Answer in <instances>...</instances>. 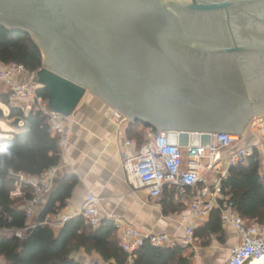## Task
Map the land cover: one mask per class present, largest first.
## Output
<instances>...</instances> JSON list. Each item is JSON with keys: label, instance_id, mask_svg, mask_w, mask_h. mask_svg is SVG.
<instances>
[{"label": "water", "instance_id": "95a60500", "mask_svg": "<svg viewBox=\"0 0 264 264\" xmlns=\"http://www.w3.org/2000/svg\"><path fill=\"white\" fill-rule=\"evenodd\" d=\"M0 27L32 36L67 116L91 91L186 148L264 114V0H0Z\"/></svg>", "mask_w": 264, "mask_h": 264}, {"label": "trees", "instance_id": "16d2710c", "mask_svg": "<svg viewBox=\"0 0 264 264\" xmlns=\"http://www.w3.org/2000/svg\"><path fill=\"white\" fill-rule=\"evenodd\" d=\"M0 62H16L30 72L37 73L43 66V55L32 36L24 31H11L0 27ZM38 77L36 76V81ZM38 94L48 101L49 90L38 88ZM0 101L9 107L8 119H20L17 130L8 139L0 138V230L22 228L25 213L16 204L31 197V188L22 182L23 196L12 198L11 193L20 182V175L38 176L56 167L61 159L59 138L54 136L40 112L27 116L14 106L9 93H0ZM150 126L140 122H130V139L139 145L145 142L144 133L133 126ZM77 184L76 176L68 175L51 193L37 221L47 214L63 208ZM224 194L229 196L236 213L248 226L264 225V156L257 148L244 163L232 166L227 178L222 182ZM170 196V195H169ZM164 212L180 211L170 196L164 201ZM194 236L203 247L210 246L214 237L223 242L225 230L220 209H213L209 219L194 231ZM84 249L87 254L96 253L105 262L114 264H193L194 253H186L180 245L154 246L146 241L130 261L128 253L121 247L115 223L105 220L97 228L86 223L81 215L74 216L58 231L49 226L37 225L23 238L0 234V255L4 264H80L72 258V253Z\"/></svg>", "mask_w": 264, "mask_h": 264}, {"label": "built area", "instance_id": "2783aa9c", "mask_svg": "<svg viewBox=\"0 0 264 264\" xmlns=\"http://www.w3.org/2000/svg\"><path fill=\"white\" fill-rule=\"evenodd\" d=\"M0 82H6L9 85L13 105L20 108L26 116L36 111L46 116L51 133L59 138L60 149L65 148L71 135V115L67 116L49 109L48 101L38 94L40 85L36 81V73L30 72L16 62H0ZM115 114L118 120L124 117L119 111ZM251 129L257 131L259 135L258 145L241 144L243 134L222 132L211 134L208 147L182 148L169 142L166 131L148 127L143 145L137 148L135 141L128 139L125 143L127 150L122 155L123 165L127 169L134 188L146 189L154 197L160 196L166 185L174 186L179 191L201 185L189 203V213L183 214L182 218L197 221L213 209H220L223 223L233 227L241 237L240 243L232 249L230 257L222 264H249L252 260L264 257V225L248 226L246 221L236 213L229 196L224 194L222 189V182L227 178L229 169L244 163L252 155L254 148H257L264 156V114L253 119ZM225 150H229V153L224 157ZM223 158L225 163L221 165ZM210 174L216 176L214 181L210 180ZM55 175L56 167L38 176L20 175V182L17 183L11 197L23 196V181L30 186L31 197L16 204L25 213V225L22 228H3L0 234L23 238L37 225L49 226L58 231L77 215L83 216L86 223L94 228L108 220L99 211L98 199L88 194L84 205L75 215L68 214L61 208L47 214L38 222L36 219L38 210L53 192ZM114 223L120 245L128 253L130 261L146 241L154 246L180 245L187 248L193 246L196 240L194 231L197 226L195 224L186 228L185 238L179 242L167 234L142 235L137 228L120 220ZM0 264H4L2 255H0Z\"/></svg>", "mask_w": 264, "mask_h": 264}, {"label": "crops", "instance_id": "0c3cea01", "mask_svg": "<svg viewBox=\"0 0 264 264\" xmlns=\"http://www.w3.org/2000/svg\"><path fill=\"white\" fill-rule=\"evenodd\" d=\"M116 111L95 93L88 91L71 115V135L61 150L52 188L54 191L68 175L76 176L77 184L62 209L75 215L84 205L88 194H92L98 199L101 215L108 220L130 224L142 235L167 234L179 242L183 241L188 226L195 224L198 227L209 219L210 213L197 221L182 218L183 214L189 213V203L201 185L185 191L166 185L158 197L150 195L146 189L134 188L122 158L123 152L127 150L126 140L130 139V121L124 117L118 120ZM133 128L143 132L145 137L146 128L143 125H135ZM130 140L135 141L137 148L141 147L136 139ZM259 142L257 131L250 129L248 139L244 137L241 144L258 145ZM228 153L229 150H225L223 156ZM221 163H225V158ZM209 178L214 181L216 176L210 174ZM169 195L176 204L182 205L180 211L164 212V201H169ZM223 228V242L214 237L210 246L203 247L196 239L193 246L187 247L186 253H194L193 264H222L230 257L241 237L230 225L223 223ZM72 258L80 264H114L105 262L96 253L87 254L84 249L72 253Z\"/></svg>", "mask_w": 264, "mask_h": 264}, {"label": "rangeland", "instance_id": "374dc122", "mask_svg": "<svg viewBox=\"0 0 264 264\" xmlns=\"http://www.w3.org/2000/svg\"><path fill=\"white\" fill-rule=\"evenodd\" d=\"M9 85L6 82H0V93H9ZM10 94V93H9ZM11 100V98H10ZM12 102V100H11ZM9 107L0 101V138L8 139L12 137V132L17 130L13 127V121L8 119ZM253 120L248 123V127L243 136L248 139L249 130L251 129Z\"/></svg>", "mask_w": 264, "mask_h": 264}, {"label": "flooded vegetation", "instance_id": "af4514ba", "mask_svg": "<svg viewBox=\"0 0 264 264\" xmlns=\"http://www.w3.org/2000/svg\"><path fill=\"white\" fill-rule=\"evenodd\" d=\"M215 126H217L218 128H221L222 130L223 129H231V128H236L237 123H235V122H229V123L219 122Z\"/></svg>", "mask_w": 264, "mask_h": 264}, {"label": "bare ground", "instance_id": "6f19581e", "mask_svg": "<svg viewBox=\"0 0 264 264\" xmlns=\"http://www.w3.org/2000/svg\"><path fill=\"white\" fill-rule=\"evenodd\" d=\"M249 264H264V257L252 260Z\"/></svg>", "mask_w": 264, "mask_h": 264}]
</instances>
